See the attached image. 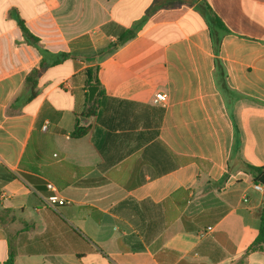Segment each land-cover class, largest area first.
Listing matches in <instances>:
<instances>
[{
  "label": "crops",
  "instance_id": "1",
  "mask_svg": "<svg viewBox=\"0 0 264 264\" xmlns=\"http://www.w3.org/2000/svg\"><path fill=\"white\" fill-rule=\"evenodd\" d=\"M204 3L230 31L218 52ZM17 18L46 64L68 55L33 100L44 56ZM96 65L104 94L77 118L73 78ZM247 165L264 167V0H0V264H264Z\"/></svg>",
  "mask_w": 264,
  "mask_h": 264
},
{
  "label": "trees",
  "instance_id": "2",
  "mask_svg": "<svg viewBox=\"0 0 264 264\" xmlns=\"http://www.w3.org/2000/svg\"><path fill=\"white\" fill-rule=\"evenodd\" d=\"M198 9L206 17L210 25L212 43H213L215 51L218 52L221 46L223 37L229 34L230 31L208 4L206 3L201 4L199 5ZM17 20H18V25L22 31L23 37L25 39V42L31 46L36 47L38 51L44 56V60H42L40 67L38 69L32 70L31 73L26 78V85L29 88L28 100H33L38 95V89H37L38 79L41 76V74L49 67L50 64L51 65L58 64L62 60L66 59L68 55H65V54L60 55L59 60L46 64L45 58H47L49 53L41 47L40 40L29 31V29L25 25V22L20 18H17ZM131 36L132 34H124L118 40V42L124 43L127 40H129ZM117 45L118 44H111L107 49L108 52H110V50L115 48ZM102 53L106 54L105 51ZM99 71H100L99 65L92 66L90 68H87L85 71L77 74L73 78L74 86H77L76 89H73V93L77 97L78 108L79 109L87 108V111L82 112L81 114L76 111L77 118L79 116L93 115L95 113V108L98 102V98L104 94V90H103L102 84L99 79ZM91 87H98L99 90L97 93V98L95 99L93 105L88 106L89 105L88 104V97H89L88 90ZM87 133H88V129L80 127L79 120L77 119L72 137L75 139H79V138L84 137ZM236 134H237V127H236ZM247 169L253 175L254 182H258V178L262 174H264V167H254V166L247 165ZM7 218L10 220L11 216H10V211L6 210L4 211L1 219L5 220ZM263 244H264V209L261 213V225L259 229L258 238L256 239L255 243L250 247L249 251L257 250L261 248V245ZM13 261H14V255L12 253L9 264H13Z\"/></svg>",
  "mask_w": 264,
  "mask_h": 264
},
{
  "label": "built area",
  "instance_id": "3",
  "mask_svg": "<svg viewBox=\"0 0 264 264\" xmlns=\"http://www.w3.org/2000/svg\"><path fill=\"white\" fill-rule=\"evenodd\" d=\"M153 103L155 105H160L165 107L168 103V95L166 93H156L154 99H153ZM47 126H44L43 129H46ZM48 188L52 191H55L54 186L52 184H48ZM254 189L260 192H264V186L256 183L254 184ZM46 204L49 207H54L56 205H64L66 203V201L62 198H60L58 195H51L46 199Z\"/></svg>",
  "mask_w": 264,
  "mask_h": 264
},
{
  "label": "water",
  "instance_id": "4",
  "mask_svg": "<svg viewBox=\"0 0 264 264\" xmlns=\"http://www.w3.org/2000/svg\"><path fill=\"white\" fill-rule=\"evenodd\" d=\"M99 88L98 87H91L88 90L89 93V97H88V103L89 105H93L94 100L97 96ZM258 183H260L261 185L264 186V174H262L259 178H258Z\"/></svg>",
  "mask_w": 264,
  "mask_h": 264
}]
</instances>
